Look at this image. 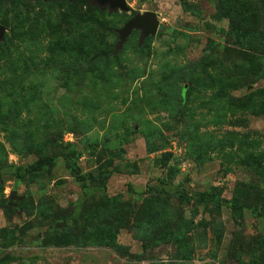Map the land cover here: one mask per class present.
<instances>
[{"label": "rangeland", "instance_id": "obj_1", "mask_svg": "<svg viewBox=\"0 0 264 264\" xmlns=\"http://www.w3.org/2000/svg\"><path fill=\"white\" fill-rule=\"evenodd\" d=\"M94 1L0 0V80L11 77L0 84V264H261L264 166L245 155H264V55L234 41L228 14L264 30V0H185L187 10L182 0H126L117 11ZM145 12L156 13L158 33L142 39L136 28L123 40ZM84 67L95 70L84 78ZM42 156L53 161L32 170ZM108 172L103 186L96 177ZM240 183L253 191L235 219ZM213 190L224 203L211 214L196 201ZM110 198L128 202L133 216L83 219L85 206ZM176 208L198 224L189 261L136 227L160 231ZM152 209L162 216L150 221ZM111 237L122 252L104 244Z\"/></svg>", "mask_w": 264, "mask_h": 264}, {"label": "trees", "instance_id": "obj_2", "mask_svg": "<svg viewBox=\"0 0 264 264\" xmlns=\"http://www.w3.org/2000/svg\"><path fill=\"white\" fill-rule=\"evenodd\" d=\"M26 0H18L17 4L20 6L21 4H25ZM182 5L185 10L186 8V2L185 0H182ZM229 18V26H230V34L234 38V41L241 47L254 51L256 53H260L264 55V30L262 29H254V28H248L245 27L242 24V19L239 13L231 11V13L228 14ZM121 44H119L120 46ZM120 51V48H118V52ZM66 53V51L64 52ZM63 53V54H64ZM58 57L56 55H53L52 58ZM70 60L71 57L67 56ZM64 58V56H63ZM118 58V54H114L112 56H106V62L115 60ZM95 60V59H94ZM93 60V61H94ZM102 61V59H101ZM104 61V60H103ZM105 62V61H104ZM105 62V63H106ZM95 68L92 67H84L83 68V75L84 78L87 77L88 73H91L94 71ZM97 70L102 74L103 78H111L112 74L106 73L108 68H97ZM109 74V75H108ZM117 76V75H116ZM11 77L6 76L4 79L0 80V84L8 83L10 81ZM9 93H17L16 88L10 89ZM18 94V93H17ZM25 101H24V100ZM17 104L23 109V111H26L27 113L32 111V102L28 101L24 97H21L20 99L16 98L15 100ZM5 117V116H3ZM13 119H18L17 113L14 112L12 115ZM21 117L17 120L20 122ZM29 122H33V120H25L24 125H28ZM42 128H38V132H40ZM27 140H31L34 136L35 133L28 131L25 133ZM58 135V133H57ZM59 138H57L55 135L50 136L47 135V143L53 144V145H59L61 143L58 142ZM20 148V147H18ZM42 148V146H40ZM246 152V151H245ZM245 155V162H249L248 160L252 159L254 164H256L258 167L264 166L263 162V156L264 155H259V157H250L248 155ZM53 159L48 157V156H42L40 157L35 163L31 165L32 170H40L50 162H52ZM69 166L74 170L76 178L78 181H83L84 176L82 175L80 169L78 166L73 165L72 163H69ZM110 177V173H106L105 175H101L100 177H96V180L98 182H101V184L104 186L105 184L103 181L108 179ZM152 188V187H150ZM149 188V190H150ZM154 191L157 189L152 188ZM164 189H161V192H164ZM253 191V186L245 183H240L237 184L235 188V193L233 197V201L231 203V208H232V214L235 219H239L242 216V210H243V202H244V195H249ZM264 194V191H261ZM160 193V192H159ZM167 194H171L167 192ZM175 195L178 196L181 199V202L183 203H190L191 200L193 199L190 197L187 193L184 192L183 189H178L175 192ZM247 200V199H246ZM246 202V201H245ZM224 199L220 196V194L216 191H209V192H201L198 193V198L196 201V205L198 206H203L205 209L209 208V213L214 214L216 210L221 209L223 207ZM118 211H122L124 216H130L132 217L133 212L136 210L128 203V202H120L119 200L115 198H110L108 200L104 201H96V203H93L91 206H85L82 213H83V219L87 221L88 219H93L97 222L100 223H111L113 224L115 222V219L118 218ZM132 211V213H131ZM154 211V213H153ZM153 215L150 217V221H154L153 219H158L159 217L162 216L160 212H155V209H152L151 212ZM258 215L261 217H264V208H260L258 211ZM164 221L168 222V226L165 228H162L160 231H158V225L157 226H152V225H144L141 224L140 226L138 225V222L136 224V227L139 228V230H143L146 232L147 239L150 238H155L158 242L160 243H165L172 241L174 242L180 249L181 251V258L184 261H189L191 259L192 255V248L190 246V233L193 229H195L198 224H195L194 221L190 218H188L185 215V212L181 208H176L174 209L173 214L170 215V217L165 216ZM136 221L133 223V228L136 229L134 226ZM129 225V221L127 223ZM139 226V227H138ZM132 227V226H131ZM107 226L104 228L106 230ZM111 228V227H110ZM104 230L102 232H104ZM158 231V233H153L154 231ZM84 232V231H83ZM99 236L101 238L103 237L102 233H99ZM112 236V235H111ZM89 238L91 236H88ZM83 241L84 238H86V234H83L82 236ZM92 239V238H91ZM146 239V240H147ZM146 242V241H145ZM144 242V243H145ZM259 250L261 252V258L264 260V235H261L259 237ZM107 246H111L115 251L117 252H122V249L125 247L123 245L115 243V240L111 237L110 240L106 241L104 243ZM145 245V244H144ZM134 258H138V255H133ZM261 264H264V261L261 262Z\"/></svg>", "mask_w": 264, "mask_h": 264}, {"label": "water", "instance_id": "obj_3", "mask_svg": "<svg viewBox=\"0 0 264 264\" xmlns=\"http://www.w3.org/2000/svg\"><path fill=\"white\" fill-rule=\"evenodd\" d=\"M95 4L102 8L109 7L111 11H117L119 9L125 10L127 8L126 0H95ZM160 26V21L155 12H145L135 16L122 31V38L125 40L127 36L136 28L142 29V39L150 35H156ZM4 27L0 29V38L3 37ZM17 193L13 192V197H16Z\"/></svg>", "mask_w": 264, "mask_h": 264}]
</instances>
